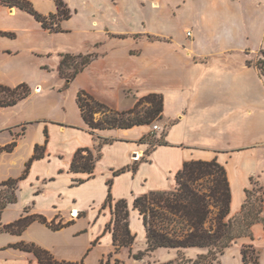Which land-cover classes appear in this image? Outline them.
Segmentation results:
<instances>
[{
  "label": "crops",
  "instance_id": "0c3cea01",
  "mask_svg": "<svg viewBox=\"0 0 264 264\" xmlns=\"http://www.w3.org/2000/svg\"><path fill=\"white\" fill-rule=\"evenodd\" d=\"M29 1L42 15L56 13L54 0ZM62 1L71 16L59 22L62 32L57 33L43 29L26 12L0 5V32L14 35L0 37V85L14 88L24 83L30 89L16 105L0 108V144L23 128L13 151L0 156V183L19 178L35 146L43 147V157L34 160L18 182L16 202L2 211L0 227L24 215H41L48 222L58 216L74 224L94 222L87 228L89 240L93 239L112 217L110 209L102 207L110 182L113 200L127 202L131 233H140L134 199L173 190L176 173L192 160L215 159L224 167L231 217L245 203L252 178L263 188L264 199V76L255 65L259 56L264 63V0H181L183 31L163 34L171 42L124 37L123 31L93 22L88 32L76 35L83 26L71 21L108 5L104 0ZM155 7L154 2L152 11H159ZM113 10H120L118 1ZM63 54L95 55L66 89L58 74ZM47 77L55 82L46 83ZM80 91L119 112L132 109L148 94L161 95V121L167 126L164 145L148 151L149 142H141L150 133L148 125L90 133L76 103ZM101 139L111 142L100 146L93 176L70 172L75 151L96 150ZM135 155L139 158L134 160ZM131 166H136L134 172L126 169L113 176ZM12 210L16 219L4 221ZM32 229L42 233L48 228L35 221L20 235L0 231L9 237L0 241V264H37L31 253L10 247L24 240L50 251L59 261H72L59 255L55 245L31 237ZM252 234L253 240H237L222 256L234 248L239 256L243 245L252 244L259 250V264H264L263 225L255 224ZM104 237L112 242L109 232Z\"/></svg>",
  "mask_w": 264,
  "mask_h": 264
},
{
  "label": "trees",
  "instance_id": "16d2710c",
  "mask_svg": "<svg viewBox=\"0 0 264 264\" xmlns=\"http://www.w3.org/2000/svg\"><path fill=\"white\" fill-rule=\"evenodd\" d=\"M56 13L42 15L35 10L29 0H0V5L7 8H17L26 12L37 21L41 27L49 32H62L59 22L68 20L71 12L62 0H54ZM11 33L0 32V37L12 38ZM94 54L61 55L58 74L65 80L64 89L83 71L94 59ZM264 76V63L259 61L257 66ZM0 108L11 107L25 99L30 94L26 84H19L14 88L0 85ZM76 103L84 123L90 133L101 130L129 129L134 126L150 125L161 120L163 100L159 94H148L137 100L134 107L127 111H116L98 102L84 91L77 93ZM142 104L147 108L139 109ZM145 141V137L141 142ZM101 139L96 150L88 148L77 149L73 155L69 171L72 173H85L88 178L93 176L97 161L100 158V146L110 143ZM158 145H164L159 143ZM14 147V144H11ZM7 152H10V150ZM6 150L3 148L1 151ZM43 147L35 146L34 153L25 164V170L17 179H8L0 183V187L16 189L18 182L26 177L28 169L34 160L43 157ZM126 169L135 171L136 166L122 168L115 171L117 176ZM78 180L77 183H82ZM246 200L240 212L231 217V192L224 167L215 159L211 161H188L175 175V187L170 191H152L134 199L132 209L137 211L145 231L147 251L157 248L176 249L179 252L188 248L206 249V253L199 255L189 264H218L219 257L228 248L241 238L253 240L252 227L261 223L264 229V199L262 196L254 197L252 191L246 190ZM16 202L14 194L6 198L0 195V215L8 204ZM103 208L108 207L112 217L103 233L111 234L112 246L117 252L120 248L130 247L135 239L129 229V208L123 199L114 201L108 193ZM39 222L47 228L57 231L72 224V221L62 224L48 222L41 215H26L3 226L0 231L12 234H21L31 223ZM97 239L93 242V246ZM26 253H31L37 264H83L57 260L49 251L33 244L20 242L10 246ZM258 251L252 244L241 248V261L243 264H258ZM136 259H141L135 257Z\"/></svg>",
  "mask_w": 264,
  "mask_h": 264
},
{
  "label": "rangeland",
  "instance_id": "374dc122",
  "mask_svg": "<svg viewBox=\"0 0 264 264\" xmlns=\"http://www.w3.org/2000/svg\"><path fill=\"white\" fill-rule=\"evenodd\" d=\"M104 1L108 6L101 7L99 12H84L71 21L72 24L83 26V31L79 30L75 32L76 35L80 36L84 32H88L87 27L92 22L95 24V26L106 25L109 28L111 27L113 29L123 31L124 37L130 36L135 39L159 42H171L170 37L163 34H180L183 31V8L180 6L181 0ZM117 1L119 2V11L113 10V5L117 3ZM154 2L156 6L155 8H159V11H152L151 4ZM262 13V15H264V12ZM104 29L107 30L108 28L104 27ZM155 32L162 33L156 34ZM91 34L92 33H89V35ZM251 46L253 47L254 44H251ZM261 60V56H259L258 60L255 62V65L258 66L259 61ZM45 82L54 83L55 80L47 77ZM2 96H4V94L0 93V97ZM147 106V104H142L139 109H145ZM148 126L150 127V133L145 137V140L150 144V146H148L149 151L159 143H163L167 126H164L161 120L154 121ZM154 126H157L158 128L154 130ZM22 129L18 128L17 131L11 133V138L6 144H0V156H3L7 150L12 147L11 144H14L15 146L18 137L23 134ZM0 136L3 137V134ZM0 142H3L2 139H0ZM3 148L6 150L1 151ZM13 149L14 147H12L10 152L13 151ZM16 190L17 187L14 191L10 188L0 187V195L6 198L12 196V194L15 196ZM262 190L263 188L260 187L256 179L252 178L251 187L249 190L252 191V195L254 197L262 196ZM16 216L17 213L12 210L5 215L4 221L11 218L16 219ZM70 217L74 218L72 216ZM261 217H264V212L261 214ZM70 221H72L73 224L64 227V230L62 231H53L48 228L47 230L42 231V233H39L35 229H32L30 231V236L38 238L45 244L55 245L59 255L72 260L69 262L82 261L83 264H189L188 261H193L199 255L206 253V249L200 248H188L182 252H179L176 249L157 248L149 252L147 251V245L144 239V227H142V225L138 227V229L141 230V234L137 232L132 233L135 235L133 244L130 247L120 248L117 252H115L111 240L108 239L105 241L103 232L99 233L95 238H90L89 240L90 232L87 230L89 227L88 224L93 225L94 222L90 223L84 220H79L74 224V220L61 221L59 220L58 216H56L53 222L54 224H57L58 222L65 224ZM1 222L0 215V223ZM1 228L2 227H0V229ZM4 238L9 237L6 235H0V241L4 240ZM96 239L97 242L93 246L92 244ZM24 243L35 244L33 241H25ZM257 251L259 250L257 249ZM238 255L239 256L236 254L235 248L229 249V251H227L225 255L221 256L219 259L222 260V264H242L241 254L238 253ZM137 256L141 259H136L135 257ZM259 262L260 259L258 254V264ZM262 263H264V253L262 254Z\"/></svg>",
  "mask_w": 264,
  "mask_h": 264
},
{
  "label": "built area",
  "instance_id": "2783aa9c",
  "mask_svg": "<svg viewBox=\"0 0 264 264\" xmlns=\"http://www.w3.org/2000/svg\"><path fill=\"white\" fill-rule=\"evenodd\" d=\"M189 35V34H188ZM158 127L157 126H154V130H156ZM139 157L137 156V155H135L134 157H133V159H138Z\"/></svg>",
  "mask_w": 264,
  "mask_h": 264
},
{
  "label": "bare ground",
  "instance_id": "6f19581e",
  "mask_svg": "<svg viewBox=\"0 0 264 264\" xmlns=\"http://www.w3.org/2000/svg\"><path fill=\"white\" fill-rule=\"evenodd\" d=\"M75 214V213H74Z\"/></svg>",
  "mask_w": 264,
  "mask_h": 264
}]
</instances>
